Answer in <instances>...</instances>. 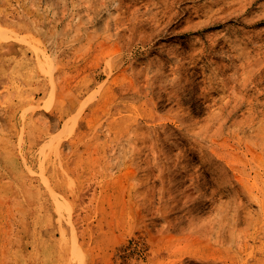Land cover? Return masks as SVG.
<instances>
[{
  "label": "rangeland",
  "instance_id": "374dc122",
  "mask_svg": "<svg viewBox=\"0 0 264 264\" xmlns=\"http://www.w3.org/2000/svg\"><path fill=\"white\" fill-rule=\"evenodd\" d=\"M0 264H264V0H0Z\"/></svg>",
  "mask_w": 264,
  "mask_h": 264
}]
</instances>
